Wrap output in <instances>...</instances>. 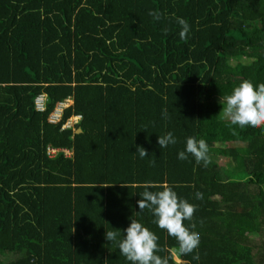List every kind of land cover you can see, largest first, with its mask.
Wrapping results in <instances>:
<instances>
[{
    "label": "trees",
    "instance_id": "1",
    "mask_svg": "<svg viewBox=\"0 0 264 264\" xmlns=\"http://www.w3.org/2000/svg\"><path fill=\"white\" fill-rule=\"evenodd\" d=\"M245 80L264 84V0H0V264H130L105 234L131 219L169 264H264V126L221 112ZM168 132L177 142L160 149ZM188 137L206 141L207 167L178 159ZM217 143L241 171L219 164ZM146 183L196 205L191 254L138 214Z\"/></svg>",
    "mask_w": 264,
    "mask_h": 264
},
{
    "label": "clouds",
    "instance_id": "2",
    "mask_svg": "<svg viewBox=\"0 0 264 264\" xmlns=\"http://www.w3.org/2000/svg\"><path fill=\"white\" fill-rule=\"evenodd\" d=\"M148 15L154 21H160L163 14L158 11H149ZM176 23L181 28L180 39L186 40L190 31L188 21L177 17ZM223 101L224 106L221 112L232 125H238L241 129L249 126L252 128L264 126V84L254 86L252 82L245 80L235 87L230 95L223 97ZM166 116L167 111L164 110L162 117ZM176 142L172 132L159 136L157 140L160 149L170 144L174 145ZM135 153L141 159L149 155L142 146H137ZM208 153L209 148L204 139L197 140L195 137H188L185 149L178 153V159L184 161L192 156L197 164L203 163L207 167L211 163ZM150 163L155 165L154 160ZM143 187L145 190L140 194L141 199L137 201L138 214L147 209L155 218L153 223L176 240L178 248L175 251L180 255L191 254L198 248L200 236L198 232L190 231L188 227H185L184 221H192L196 205L179 198L169 185H160L162 189L160 191H151L150 189L155 187L151 183H146ZM195 197L202 200L203 193L196 192ZM191 228H195L194 223L191 224ZM123 232L126 234L116 229L106 231L105 239L108 242H116L120 254L130 264H169L168 256L162 257L157 254L164 251L158 244L157 235L139 221L131 219L129 227ZM118 237L121 238L118 239ZM193 259H199V256L196 255Z\"/></svg>",
    "mask_w": 264,
    "mask_h": 264
},
{
    "label": "built area",
    "instance_id": "3",
    "mask_svg": "<svg viewBox=\"0 0 264 264\" xmlns=\"http://www.w3.org/2000/svg\"><path fill=\"white\" fill-rule=\"evenodd\" d=\"M33 100H34V108L37 111H43L45 109L46 95L44 93L37 94ZM67 105L68 104H66L65 102L59 103L58 106L53 111V113L50 115L49 121L52 123L59 121L62 116V111L64 107H66ZM79 117L80 116L75 115L69 118V121L63 124L62 128L68 127L69 125L73 124L74 122H76L77 119H79ZM56 151L57 150L55 149L48 148V154L50 155H53ZM65 154L69 155L70 151L69 150L65 151Z\"/></svg>",
    "mask_w": 264,
    "mask_h": 264
},
{
    "label": "rangeland",
    "instance_id": "4",
    "mask_svg": "<svg viewBox=\"0 0 264 264\" xmlns=\"http://www.w3.org/2000/svg\"><path fill=\"white\" fill-rule=\"evenodd\" d=\"M67 103V102H66ZM228 145L217 143L214 146V154L216 156L217 161L220 165L224 166L225 168L229 169H235L238 171L242 170V157H238L237 161H233L230 156H224L221 153L217 152V149H220L221 147H226ZM250 236L254 237L255 239H258V234H250Z\"/></svg>",
    "mask_w": 264,
    "mask_h": 264
},
{
    "label": "crops",
    "instance_id": "5",
    "mask_svg": "<svg viewBox=\"0 0 264 264\" xmlns=\"http://www.w3.org/2000/svg\"><path fill=\"white\" fill-rule=\"evenodd\" d=\"M66 102H67V103H66ZM66 102H65L66 104H70L72 101H71V100H69V101H66Z\"/></svg>",
    "mask_w": 264,
    "mask_h": 264
},
{
    "label": "water",
    "instance_id": "6",
    "mask_svg": "<svg viewBox=\"0 0 264 264\" xmlns=\"http://www.w3.org/2000/svg\"><path fill=\"white\" fill-rule=\"evenodd\" d=\"M80 131V128L78 130H76V132Z\"/></svg>",
    "mask_w": 264,
    "mask_h": 264
}]
</instances>
